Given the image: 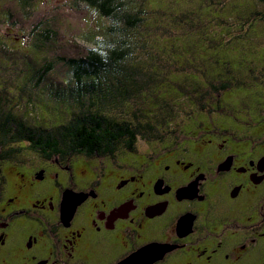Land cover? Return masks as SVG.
<instances>
[{"label":"flooded vegetation","instance_id":"af4514ba","mask_svg":"<svg viewBox=\"0 0 264 264\" xmlns=\"http://www.w3.org/2000/svg\"><path fill=\"white\" fill-rule=\"evenodd\" d=\"M262 122L248 106L112 155H0V264H264Z\"/></svg>","mask_w":264,"mask_h":264},{"label":"rangeland","instance_id":"374dc122","mask_svg":"<svg viewBox=\"0 0 264 264\" xmlns=\"http://www.w3.org/2000/svg\"><path fill=\"white\" fill-rule=\"evenodd\" d=\"M133 1L137 10H144L141 15L145 16L146 13L152 25L142 26V39L150 40V44L166 43L169 49H174L167 54L178 66L187 64L194 66L190 70L199 69V73L190 71L185 77L170 71L166 75L167 80L163 81L165 74L163 76L162 73H156L154 69H163L168 63L152 48H139L137 56L142 61V69L146 74L144 76L153 73L156 83L163 81L158 88L161 96L180 94L175 83H181L184 78L196 79L204 84L205 73L210 79L219 74H228L229 71L232 75L244 77L255 67V76L264 77L261 74V67L264 66V21L260 18V14L264 12V3L260 0H132V3ZM200 8L202 14L199 15ZM196 10L199 12L196 13ZM210 12L215 13V17L221 14L226 19L219 18L222 16L210 17ZM248 13L253 19L242 20L241 17L248 16ZM156 17L157 21L154 22ZM174 20L179 23L177 27L172 24ZM108 22L106 17L82 0H0V88L3 84L0 95L11 100L14 112L22 118L34 117L38 125H57L60 120H57L56 108L60 106L59 109L63 110L64 104H60L55 97L44 96L48 93L43 87L45 85L36 88L32 84L35 80L27 83L29 86H24L26 82L18 79L24 69V62L33 61L34 51L31 50L33 46L40 44L43 50L37 51V61H33L36 66H42L48 59H56L58 56L79 57L94 45L91 40L96 35L105 32ZM213 31L214 43L210 41L212 35L208 40L198 37L199 34L204 36ZM46 32L48 36L51 34L50 39H43L42 35ZM171 36L174 37L168 38ZM154 52L157 58L151 65H147V60ZM68 74L65 64L57 62L44 83L64 84ZM142 79L148 81L146 78ZM244 96L250 97L245 99ZM245 104L264 108V80L252 79L245 84L232 85L224 92L223 109L214 112L213 117L218 120V124L230 118H242ZM33 111L36 112L35 115ZM206 116V112L198 110L195 105L187 109L183 106L177 109L173 122L180 123L184 133L188 134L197 129L195 122L198 119L206 120ZM67 117L64 115L63 120ZM262 123L261 126H264V122ZM141 145L144 143L140 142L139 146ZM21 150L18 160L36 157L30 149Z\"/></svg>","mask_w":264,"mask_h":264},{"label":"trees","instance_id":"16d2710c","mask_svg":"<svg viewBox=\"0 0 264 264\" xmlns=\"http://www.w3.org/2000/svg\"><path fill=\"white\" fill-rule=\"evenodd\" d=\"M82 1L94 7L100 15L109 20L106 30L91 40L94 45L87 53L79 57L58 56L56 59H48L49 61L42 66L41 64L36 66L33 62L37 61L35 57L37 51L43 50L40 48L41 44L31 48V52L34 51L33 55L31 53L33 61L24 62V69L18 79L26 82L24 86H29L27 83H32L34 80L32 84L36 88L45 85L43 87L48 93L44 96L55 97L60 104H64V107L63 110L59 109L60 106L56 108L57 120H60L57 125L49 126L42 123L38 125L34 117L28 119L17 115L11 106V100L0 95V155L7 159L18 160L22 148L46 156L80 154L93 157L112 155L119 148L129 151L136 148L143 140L166 136L165 131L170 130L173 125L174 128H179L180 123L173 122L174 115L177 114V109L183 106L187 109L195 105L198 110L206 112V120L197 121L206 129L205 124H209L208 121L212 119L218 121L213 117V113L223 109L222 98L226 90L234 84H245L252 79L264 80V77L255 76V67H252L244 77L232 75L229 71L228 74H219L210 79L205 73L204 84L196 79L184 78L181 83H175L180 94L171 93L166 97L161 96L158 88L160 83L167 80L166 75L170 71L185 77L190 71L197 72L199 69L190 70L194 66L187 64L178 66L167 54L174 49H169L166 43L150 44V40L142 39V26L152 25L146 13L145 16L141 15L144 14V10L141 12L136 9L134 1L133 3L132 0ZM260 1L264 3V0ZM199 10L200 12L196 10V13L198 11L200 15L201 8ZM214 14L210 12V17ZM219 16L222 15L218 14L214 17ZM260 16L264 21V12ZM219 18L226 19L223 16ZM246 18L253 19L249 13L248 16L241 17L242 20H247ZM172 24L176 27L179 25L175 20ZM42 36L43 39H50L51 34L48 36L46 32ZM172 37L174 36L168 38ZM198 37L210 39L211 43H214L212 41L214 31L204 36L199 34ZM139 48L149 50L152 48L168 63L163 69H154L156 73H162L163 76L165 74L162 82L158 79L160 81L156 83L153 73L144 76L146 74L142 69V61L137 56ZM155 58L157 57L154 52L147 60V65H151ZM57 62H63L68 68V78L64 80V84L44 83ZM261 68H263L261 74H264V66ZM249 97L244 96L245 99ZM46 106L49 104L47 103ZM248 106V104L244 105L243 112ZM33 113L36 114L35 111ZM64 115L68 117L63 120ZM25 143L26 146L23 147Z\"/></svg>","mask_w":264,"mask_h":264}]
</instances>
